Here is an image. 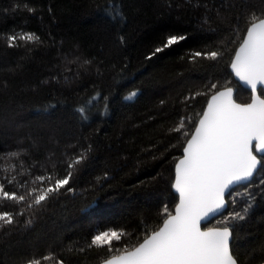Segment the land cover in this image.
<instances>
[{"label": "trees", "instance_id": "1", "mask_svg": "<svg viewBox=\"0 0 264 264\" xmlns=\"http://www.w3.org/2000/svg\"><path fill=\"white\" fill-rule=\"evenodd\" d=\"M250 12L264 13V0H0V184L24 194L38 186L32 177L63 178L71 159L86 156L72 170V191L0 229V264L47 255L53 259L42 264H100L106 249L87 247L99 231H126L124 240L135 244L145 229L160 227L164 207L172 213L177 203L174 167L187 139L171 129L188 118L193 132L216 91L210 83L233 88L238 103L250 101L230 71ZM234 28L240 31L230 37ZM21 33L40 42L9 47L7 37ZM169 35L186 39L152 55ZM230 38L236 42L223 57L193 61L192 52L222 48ZM262 179L264 162L226 196L223 216L251 204L245 220L229 225L239 264L264 260ZM25 207L0 201V212ZM220 219L203 228L223 227Z\"/></svg>", "mask_w": 264, "mask_h": 264}, {"label": "snow or ice", "instance_id": "2", "mask_svg": "<svg viewBox=\"0 0 264 264\" xmlns=\"http://www.w3.org/2000/svg\"><path fill=\"white\" fill-rule=\"evenodd\" d=\"M109 11L111 18L118 19L122 15L115 4L111 5ZM239 19L238 17L237 20ZM243 19L244 34L240 36L241 42L235 50L230 67L235 76L250 87L251 103H237L231 87H224L221 91L217 90L218 85L215 83L207 86L209 91H216L212 93L206 110L197 114L199 119L194 131L186 130L188 118H181L179 124L171 129L172 132L187 138L186 146L183 147V158L175 165V180L172 186L179 194L175 213L172 214L168 206H165L162 226L158 229H145L143 239L137 238L135 244L124 240L130 235L126 231H99L91 238L87 247L106 249L109 255L102 259L101 264H239L231 244L234 229L229 225L233 221L245 220L251 204L245 207L243 212L235 211L223 216L225 197L232 195L235 185L249 181L258 165L264 162V98L257 94L260 91L258 86L264 85V13L250 12ZM204 23L209 21L205 20ZM239 31L238 28L231 29L230 37ZM185 39L184 35H169L152 55L163 52ZM7 40L9 47H13L17 40L26 43L40 42L35 33L9 35ZM235 42L230 38L223 42L222 48L194 51L191 56L193 61L196 58L216 61L228 50V44ZM83 63L87 65L89 62ZM202 94L204 93H196ZM134 96L135 92L125 99ZM77 111L82 118H86L84 108ZM254 153H260V158ZM85 159L84 153L71 159L67 163L69 171L63 178L51 174L32 177V183L38 186L24 194L9 192L0 184V201H11L26 206L18 213L0 212V229L14 225L16 215H24L25 211L35 213L53 195L60 194L61 190L72 191L71 187H67L73 177L72 170ZM26 171L31 174L30 168ZM15 179L13 176L9 183ZM260 183L264 184V179ZM24 186L20 184V187ZM217 214H221L217 223L224 226L202 230V225ZM26 223L30 224L31 220ZM51 259V255L42 258L31 257L26 258L22 264H42V260ZM57 264H63V261L58 260ZM261 264H264V260Z\"/></svg>", "mask_w": 264, "mask_h": 264}, {"label": "water", "instance_id": "3", "mask_svg": "<svg viewBox=\"0 0 264 264\" xmlns=\"http://www.w3.org/2000/svg\"><path fill=\"white\" fill-rule=\"evenodd\" d=\"M238 47H239V46H238ZM238 47H237V48H238ZM234 55H235V53H234ZM234 55H233V58H234ZM233 58H232V59H233ZM230 71H231V73H232V75H233L234 80H235V81H236V82H237L242 88H244V89H246V90H248V91L250 92L251 97H250V101H249L248 103H251L252 92H251L250 87L247 86V85H245L243 82H241V81L235 76V74L233 73L231 67H230ZM258 87H259V89H262V90L264 91V85H261V86H258ZM222 90H224V89H221V91H222ZM233 90H234V89H233ZM257 94L259 95V92H258ZM210 97H211V96H210ZM210 97H209L208 101L210 100ZM233 98H234V91H233ZM261 98H263V97H261ZM234 100H235V99H234ZM208 101H207V104H208ZM237 103H238V102H237ZM207 104H206L204 110H206V108H207ZM240 104H241V103H240ZM204 110H203V111H204ZM197 123H198V121H197ZM197 123H196V124H197ZM193 131H194V130H193ZM189 138H190V137H189ZM184 146H186V145H184ZM254 154H256L258 158H260V155H261L260 153H254ZM181 158H183V151H182V155H181V157H180L179 159H181ZM179 159L177 160L176 164L178 163ZM176 164H175V165H176ZM259 167H260V164L258 165L256 172L258 171ZM256 172L254 173L253 177L255 176ZM253 177H252V178H253ZM252 178H251L249 181H246V182H243V183H241V184L235 185L234 187H237V186H239V185L246 184V183L250 182V181L252 180ZM174 180H175V167H174V179H173V183H174ZM173 183H172V185H173ZM234 187H233V188H234ZM172 191H173V193L177 196V203H176V204H178V203H179V194L175 191V189L173 188V186H172ZM226 196H227V195H226ZM225 199H226V197H225ZM175 206H176V205H175ZM226 207H227V202H226ZM226 207H225V209L223 210L222 214H223L224 211L226 210ZM174 213H175V207H174V209H173V211H172V214H174ZM220 215H221V214H217L215 217H210L207 223H209L211 220L215 219L216 217H219ZM207 223H205V224H207ZM162 224H163V222H162ZM162 224H161L160 226H162ZM205 224H203V225H205ZM203 225H202V230H207V229H209V228H212V227L203 228ZM231 239H232V238H231ZM100 264H101V263H100Z\"/></svg>", "mask_w": 264, "mask_h": 264}]
</instances>
